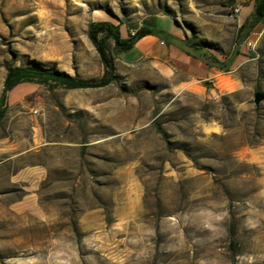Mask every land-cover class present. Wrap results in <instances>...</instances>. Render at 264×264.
I'll list each match as a JSON object with an SVG mask.
<instances>
[{
	"label": "rangeland",
	"instance_id": "rangeland-1",
	"mask_svg": "<svg viewBox=\"0 0 264 264\" xmlns=\"http://www.w3.org/2000/svg\"><path fill=\"white\" fill-rule=\"evenodd\" d=\"M253 4L0 0V95L9 67L101 78L90 22L121 38L147 22L230 57ZM147 37L121 54L108 41L106 87L9 92L0 264H264V23L228 72Z\"/></svg>",
	"mask_w": 264,
	"mask_h": 264
},
{
	"label": "trees",
	"instance_id": "trees-1",
	"mask_svg": "<svg viewBox=\"0 0 264 264\" xmlns=\"http://www.w3.org/2000/svg\"><path fill=\"white\" fill-rule=\"evenodd\" d=\"M260 23H264V0H254L250 14L246 17L239 28L236 40L237 48L230 57H223L221 54L216 53L209 48H205V46H199L189 41L180 40L170 33L159 29L155 24L146 22V24L142 25L140 28H134L135 32L129 34L127 38H121L118 25H114L109 21L90 22L88 25L87 36L94 44L101 62L103 63V76L99 79L87 80L71 77L52 69H46L41 65L26 68L9 67L3 81V88L0 95V123L5 115L9 92L21 83H53L61 84L70 89L102 88L111 84L116 76L113 59L108 52L109 40H112L115 43L114 53L121 54L131 50L142 38L146 36H157L163 43H166V45H174L182 48L194 59V61H198L207 67L228 72L233 66L235 60L238 59V56L243 55L239 51V46H241L245 38L248 37Z\"/></svg>",
	"mask_w": 264,
	"mask_h": 264
},
{
	"label": "water",
	"instance_id": "water-1",
	"mask_svg": "<svg viewBox=\"0 0 264 264\" xmlns=\"http://www.w3.org/2000/svg\"><path fill=\"white\" fill-rule=\"evenodd\" d=\"M264 101V94L257 92L254 94L253 103L256 107L259 106V104Z\"/></svg>",
	"mask_w": 264,
	"mask_h": 264
},
{
	"label": "built area",
	"instance_id": "built-area-1",
	"mask_svg": "<svg viewBox=\"0 0 264 264\" xmlns=\"http://www.w3.org/2000/svg\"><path fill=\"white\" fill-rule=\"evenodd\" d=\"M238 12H239L238 9H235V10H234V13H235V14H237ZM248 45L251 46L252 44L249 42Z\"/></svg>",
	"mask_w": 264,
	"mask_h": 264
},
{
	"label": "crops",
	"instance_id": "crops-1",
	"mask_svg": "<svg viewBox=\"0 0 264 264\" xmlns=\"http://www.w3.org/2000/svg\"><path fill=\"white\" fill-rule=\"evenodd\" d=\"M147 38H149V37L146 36V37L142 38V41H144V40L147 39Z\"/></svg>",
	"mask_w": 264,
	"mask_h": 264
}]
</instances>
